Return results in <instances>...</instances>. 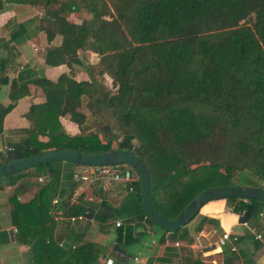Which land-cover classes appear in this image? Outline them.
<instances>
[{"label": "trees", "instance_id": "16d2710c", "mask_svg": "<svg viewBox=\"0 0 264 264\" xmlns=\"http://www.w3.org/2000/svg\"><path fill=\"white\" fill-rule=\"evenodd\" d=\"M10 6L43 12L35 26L48 42L43 64L64 71L53 79L6 72L1 51H17L37 22L24 21L27 12L21 9L8 36L0 38V90L6 88L9 100L0 102V138L11 113L27 127L0 153V164L53 150L131 151L147 167L154 210L170 220L214 186L264 189V0H0V14ZM81 11L89 18L78 19ZM88 52L94 63L81 60ZM82 70L94 79L78 81ZM105 78L111 89L103 86ZM29 85L41 91L40 99ZM62 120L73 123L77 133H68ZM62 163L81 167L56 161L0 176L14 187L11 224L29 246L31 264H94L97 244L69 233L59 247L52 227L40 224V207L51 205ZM39 177L33 199L19 203L20 190ZM65 178L72 188L73 177ZM217 181L222 183L207 187ZM133 187L141 210L139 182ZM61 199V218H89L94 212L83 195L74 206ZM225 202L240 223L257 220L264 211V202L256 200ZM107 207L102 202L99 224L118 215L107 213ZM141 216L157 227L142 210ZM162 231L172 241L189 235L187 226ZM121 238L118 228V243Z\"/></svg>", "mask_w": 264, "mask_h": 264}, {"label": "crops", "instance_id": "0c3cea01", "mask_svg": "<svg viewBox=\"0 0 264 264\" xmlns=\"http://www.w3.org/2000/svg\"><path fill=\"white\" fill-rule=\"evenodd\" d=\"M21 9L27 12L25 18L37 19V22L33 21L32 24L38 25V20L40 22L43 13L39 8L10 6L0 14V38L8 36L7 24L13 22L17 12ZM47 45L46 34L36 30L35 26H31L29 37L25 43L19 47L16 46L17 51L12 53L1 51V56L6 61V72L12 77L17 78L24 75L25 78H30L35 60L37 65L44 68L43 76L50 79L56 78L64 69L44 66L42 56ZM30 49L32 51L29 52ZM33 51L37 52L33 54L34 58L33 55L29 56ZM15 59H22L23 63L18 66L15 64ZM14 64L15 67H13ZM80 73H76V79ZM29 90L34 98H41L42 94L39 89L29 85ZM6 94L7 90L2 103L5 101L7 104L9 100ZM62 124L68 133H77V127L73 123L62 120ZM68 126L71 128L68 129ZM26 127V123L19 118V115L14 113L7 115L4 121L3 136L0 138V153L7 150L8 144L18 136V131ZM59 168L62 175L56 186L55 197L50 206L40 207L41 227H52L50 230L54 238L60 239L57 240L59 247H63L65 241L63 239L70 235L69 233H74L73 236L77 237L79 242L97 244L98 253L92 254V257L97 258L94 264H106L107 259H111L113 264H194L198 260L201 264H227L229 257L234 258V264H264V211L260 213L263 216L259 214L257 220H251L243 225L239 221V215L232 213L225 200L211 201L205 204L187 225L188 237L185 240L172 241L161 229L144 222L141 216V203L140 210L137 193L135 190L132 192L128 190L129 184L101 183L93 186L72 178L74 185L70 188V182L66 181L65 177L67 175L73 177L74 172L79 168L63 163L59 165ZM35 181L40 183L42 178L33 179V185L20 190L17 197L19 203H28L33 199L39 190V185ZM13 189L14 187L0 179V264H31L29 246L20 242L10 220L13 206L9 199ZM82 195L86 203L93 206L92 216L61 218L58 203L54 204L53 201L61 202V198L63 200L67 198L68 204L74 206L78 204L79 197ZM73 199L74 202H71ZM102 202L109 206L106 208L107 213L118 211V215L114 220L99 224L97 217L102 208ZM118 228H122L121 243L117 242ZM251 229L261 235V241L254 239ZM224 233L237 237V242L230 241L221 245L219 241ZM74 248L75 246H72V249Z\"/></svg>", "mask_w": 264, "mask_h": 264}, {"label": "water", "instance_id": "95a60500", "mask_svg": "<svg viewBox=\"0 0 264 264\" xmlns=\"http://www.w3.org/2000/svg\"><path fill=\"white\" fill-rule=\"evenodd\" d=\"M68 162L79 166H113L122 170L123 166L130 168L138 178L140 203L146 219L161 230L176 232L186 227L207 203L228 198L256 200L264 202V189L230 185L211 187L200 192L175 219H167L155 211L150 197V177L144 162L131 151L110 150L100 154H87L71 150H53L35 154L20 160L0 164V176H8L17 172L39 167L48 162Z\"/></svg>", "mask_w": 264, "mask_h": 264}, {"label": "built area", "instance_id": "2783aa9c", "mask_svg": "<svg viewBox=\"0 0 264 264\" xmlns=\"http://www.w3.org/2000/svg\"><path fill=\"white\" fill-rule=\"evenodd\" d=\"M73 178L77 181L86 182L89 185H98L101 183L110 184V185H123L129 184L128 190L133 191V185L138 181L137 176L135 173L128 167L123 166L122 170L117 169L113 166H81L77 171L74 172ZM74 202V199L71 200ZM54 204H57L58 201L54 200ZM263 216V214H260ZM247 223H243L246 225ZM119 226V223H117ZM251 232L254 234L255 240H262L260 234L255 233L254 229H251ZM237 242V237H231L230 234L224 233L220 239V244L224 245L226 242ZM234 250V249H232ZM106 264H113L111 259L106 260Z\"/></svg>", "mask_w": 264, "mask_h": 264}, {"label": "rangeland", "instance_id": "374dc122", "mask_svg": "<svg viewBox=\"0 0 264 264\" xmlns=\"http://www.w3.org/2000/svg\"><path fill=\"white\" fill-rule=\"evenodd\" d=\"M76 17L78 19L89 18V16L84 11H81L78 14H76ZM30 18H33V17H29L28 19H24V21L30 20ZM74 20H76V19H74ZM14 24L12 22H10V23L7 24V31L8 32H10L13 29ZM31 26L34 27V26H36V24L34 23V25L32 24ZM30 51H32V50L30 49L29 52ZM35 53H37V52L33 51V52H31L29 54V56L32 57V55L33 54L35 55ZM34 55H33V58H34ZM80 57H81V60L84 61V63H87V62L88 63H94L95 62V59H94L95 57L92 54H90L89 52L88 53H81L80 54ZM42 70H44V68H42L41 66L37 65V61L34 60V62H33V68L31 69L30 78L33 79V78H36V77L41 76L42 73H43ZM90 73L91 72H87V71L82 70L81 73L79 75H77V79L78 80H92V79H94ZM96 80L99 81V82H101V79L100 78H97ZM102 84H104L103 86H105L106 89H111L112 88L111 87L110 80L107 79V78H105V82L102 83ZM0 91H1V94H0V98H1L0 99V102L2 103V100H3L2 98L4 97V93H5L6 89L4 87H1V90ZM116 98H117L116 94H112L111 95V102L114 103L115 100H116ZM3 104H6V102L4 101ZM69 128H71V127L68 126V129ZM221 183H222L221 181H217L215 183L209 184L207 187H210V186H213V185H217V184H221ZM218 186H221V185H218ZM218 186H214V187H218Z\"/></svg>", "mask_w": 264, "mask_h": 264}, {"label": "bare ground", "instance_id": "6f19581e", "mask_svg": "<svg viewBox=\"0 0 264 264\" xmlns=\"http://www.w3.org/2000/svg\"><path fill=\"white\" fill-rule=\"evenodd\" d=\"M191 225V224H190Z\"/></svg>", "mask_w": 264, "mask_h": 264}]
</instances>
